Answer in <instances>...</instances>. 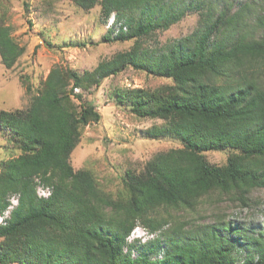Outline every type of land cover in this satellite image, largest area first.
<instances>
[{
	"label": "trees",
	"instance_id": "trees-1",
	"mask_svg": "<svg viewBox=\"0 0 264 264\" xmlns=\"http://www.w3.org/2000/svg\"><path fill=\"white\" fill-rule=\"evenodd\" d=\"M72 1L84 9L99 4L104 21L115 13L118 28L106 41L140 38L188 9L203 11L198 28L184 37L155 48L134 45L82 74L54 66L25 109L0 108V129L21 150L0 163V211L18 195L0 224V264H264V230L250 233L252 227L224 215L194 224L168 211H198L214 191L246 206L252 189L264 188V2L253 12L247 2L231 11V0L220 8L212 0ZM23 49L0 24L2 63L11 67ZM128 66L172 80L115 96L139 116L163 120L147 135L173 134L182 146L128 172L124 200L71 165L79 128L100 113L91 102L75 109L69 94L80 97L74 88L96 86ZM227 148L234 151L223 165L205 159V151ZM40 185L50 190L47 197L38 195ZM137 223L156 235L128 241Z\"/></svg>",
	"mask_w": 264,
	"mask_h": 264
},
{
	"label": "rangeland",
	"instance_id": "rangeland-1",
	"mask_svg": "<svg viewBox=\"0 0 264 264\" xmlns=\"http://www.w3.org/2000/svg\"><path fill=\"white\" fill-rule=\"evenodd\" d=\"M212 1L216 8L227 5L224 0H217L218 3ZM231 1V11L247 2L253 5V12H258V7L264 2ZM202 11L188 9L177 20L140 38L106 41L104 35L109 32L113 36L116 30L112 27L118 24L115 25V13L104 21L99 4L84 9L72 0H0V24L8 26L14 40L24 48L11 67H6L0 58V108L25 109L31 97L42 89L54 66L82 74L134 45L155 48L184 37L198 28ZM138 14V11L133 12L134 17ZM112 15L114 22L109 25ZM124 29H128L126 24ZM172 84L170 78L128 66L104 77L96 86L74 88L73 91L80 95L69 94L75 109H79L82 102H91L99 111L100 119L79 128V140L70 155L73 168L88 170L99 189L113 198L126 200L130 194L125 185V175L140 172L153 154L181 147L182 142L173 134L147 135L146 129L153 124L163 123V120L139 116L131 109L129 102L116 98V92L132 88L153 91ZM233 151L229 148L208 150L204 156L212 165H223ZM20 153L14 138L10 137L8 131L0 129V163ZM45 190L42 185L37 187L39 193ZM249 199L248 205L240 206L238 202L214 191L201 199L198 211L185 213L184 210L177 212L171 208L168 211L173 217L188 215L194 224L211 222L224 215L226 219L246 223L252 227L250 233L257 234L264 230V188L252 189ZM161 212L166 213L164 210ZM155 235V232L151 233L137 223L127 240L138 238L143 242Z\"/></svg>",
	"mask_w": 264,
	"mask_h": 264
},
{
	"label": "built area",
	"instance_id": "built-area-1",
	"mask_svg": "<svg viewBox=\"0 0 264 264\" xmlns=\"http://www.w3.org/2000/svg\"><path fill=\"white\" fill-rule=\"evenodd\" d=\"M113 22H114V17L112 16V18L109 21V25H112ZM117 28L118 27H116L115 30H117ZM45 195H47V193H45ZM9 201H10L9 205L3 211H0V224H5L7 219L10 217L11 209L14 208L18 202L17 195L16 194L11 195Z\"/></svg>",
	"mask_w": 264,
	"mask_h": 264
},
{
	"label": "clouds",
	"instance_id": "clouds-1",
	"mask_svg": "<svg viewBox=\"0 0 264 264\" xmlns=\"http://www.w3.org/2000/svg\"><path fill=\"white\" fill-rule=\"evenodd\" d=\"M113 17H114V15H112ZM125 27V25H123V28ZM46 190L45 191H42V193H39V191H37V193H38V195L39 196H45V197H47L48 195H49V193H50V190L49 189H47V188H45ZM45 193H47V195H45ZM13 195V194H12ZM17 195V194H16ZM10 198V197H9ZM17 199H18V195H17ZM9 203H10V201H9ZM18 203V202H17Z\"/></svg>",
	"mask_w": 264,
	"mask_h": 264
}]
</instances>
